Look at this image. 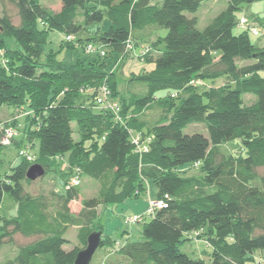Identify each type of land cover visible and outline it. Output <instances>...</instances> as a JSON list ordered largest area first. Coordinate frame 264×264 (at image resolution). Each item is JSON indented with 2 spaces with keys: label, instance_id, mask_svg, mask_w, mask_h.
Wrapping results in <instances>:
<instances>
[{
  "label": "trees",
  "instance_id": "obj_1",
  "mask_svg": "<svg viewBox=\"0 0 264 264\" xmlns=\"http://www.w3.org/2000/svg\"><path fill=\"white\" fill-rule=\"evenodd\" d=\"M52 1L59 7L50 14L40 0H1L0 36L13 39L16 47L8 58L0 51V107L25 111L20 132L19 116L8 126L21 133L18 143L24 147L36 143L37 156L21 159L5 179L0 174V220L14 210L2 238L18 234L31 240L0 264H74L94 232L101 238L89 264H245L255 251H264V174L259 173L264 169V44L252 43L251 34L239 27L242 16L235 17L241 5L264 0H227L226 9L203 30L187 14L207 0ZM6 5L13 6L16 22ZM104 19L107 30L98 28L75 42L81 28ZM52 30L73 37L72 44L64 39L67 47L91 45L105 55L84 52L86 59L65 65L43 54ZM161 30L167 31L164 37ZM132 49L153 69L132 76L122 97L120 64L114 63L128 59ZM219 78L224 86L197 89L198 83ZM102 87L119 106L116 115L97 105ZM135 87L140 93L132 91ZM160 90L172 93L155 99ZM245 94L254 97L250 105L243 104ZM152 109H158L155 121L145 118ZM72 124L82 136L77 143ZM192 124H204L207 137L186 134ZM233 141L239 152L225 155L220 146ZM38 157L61 158L66 177L60 201L24 190L26 172ZM186 166L201 168V175L178 177L175 171ZM76 176L79 185L67 188ZM82 178L98 183L96 197L83 200ZM148 181L166 207L130 225H141L140 241L117 244L102 257L97 251L115 242L104 238L95 213L87 220L82 211L71 212L70 204L82 199L86 212L120 205L137 199ZM69 228L75 229L77 245L65 251ZM199 238L211 247L209 263L182 252L185 243Z\"/></svg>",
  "mask_w": 264,
  "mask_h": 264
},
{
  "label": "rangeland",
  "instance_id": "obj_2",
  "mask_svg": "<svg viewBox=\"0 0 264 264\" xmlns=\"http://www.w3.org/2000/svg\"><path fill=\"white\" fill-rule=\"evenodd\" d=\"M41 5H44V7L47 9V12L52 14L53 12H56L58 10V3H55L52 0H40ZM4 5L1 3L0 0V16L2 14V10ZM227 7V0H207L204 1L196 13L194 14H187L188 17H195L197 19V29L203 30L207 24L216 17L219 13L224 11ZM5 8L14 16L13 19L16 22L17 17L15 16V10L13 6L6 5ZM241 16H244L248 21L250 25H254L258 30L260 35L259 36H249L252 43H254L257 46H261L264 43V1L262 2H255L253 4L249 5H241L239 7V10L235 12V17L239 18ZM80 22V21H79ZM108 20L104 19L102 23L100 24H91L87 27L81 28V30L74 35L75 42L79 39H84L85 37L92 35L94 31H96L98 28H100L102 31L107 30L108 28ZM240 28L237 27L234 30V33H239ZM166 30H161L159 32V36L164 37L166 35ZM65 33L59 32V31H49L47 34L46 43L43 47V54L49 55L53 54L55 58L62 62L65 65H72L76 63L78 60H84L86 59V55L84 54L85 48L81 49L80 47H77V45H72L74 48L67 47L64 45V39ZM13 39H8L6 37L0 36V51L4 55L5 58H8L7 54L10 49L15 48L16 46L13 43ZM69 44H72L73 41L67 42ZM137 50L132 49L127 53L128 59L124 60L120 63V61H116L114 63V66H120L118 67L119 70L117 72V87L118 92L122 97H126L128 94V81L131 79L132 76H137L138 74H141L143 72H148L151 69H153V65L147 64V63H141L138 61L129 60L131 56H135ZM138 54V53H137ZM138 60V59H137ZM122 65V66H121ZM225 81H223V78L215 79V80H205L203 81V85L198 83L199 86L197 89L204 90L206 88H218L220 86H224ZM135 93H140L139 87H135L132 89ZM172 91L170 90H160L156 92L155 99H160L165 97L167 94H171ZM242 100L244 105H250L254 101V97L251 94H245L242 95ZM184 96H182L180 99H183ZM180 99H175V104L178 105L180 103ZM25 114V111L20 108L19 111H14L13 108L7 107V106H1L0 107V143L4 146H2L1 153H0V174L3 179H5L7 176L10 175V172L13 168H15L19 161L21 159H24L26 161H29L27 158H34V156H37V145L36 143L32 142L31 148L24 147L22 144L18 143V140H20L21 133L18 135H14L13 133H17L16 129L20 132L22 124L24 123L25 119L24 117L21 118ZM158 109L157 110H150L147 112L146 117L151 121H155L157 118ZM18 118L17 120V128L13 129L8 126V123L13 121L15 117ZM16 123V121H13V123ZM4 126V127H3ZM4 128V129H3ZM72 137L74 142H79L82 138V136L77 132L75 128V124H72ZM184 132L186 134H192V133H201L204 136L207 137V130L206 126L204 124H192L189 125ZM33 138H30V140ZM13 140L17 143L15 146L13 143ZM239 145L238 141H233L229 143L222 144L220 146V150L225 155H237L239 152V149L237 148ZM22 149L24 154L18 153L19 150ZM64 161V160H63ZM40 165L43 169H45V174L42 178L36 179L35 181H24L22 184L24 190L28 193L29 196L37 197V196H46V197H52L57 196V194L61 195L64 193V182L63 177H66V174L62 175V168L59 164H62L61 158H56L55 160L51 161H45L44 159H40L39 157L36 160V163ZM33 164V165H34ZM32 166V165H31ZM30 167V166H29ZM201 168L195 169L194 167H183L181 170L175 171V174L178 177L182 178H189V177H199L201 175ZM260 174H264V169H260ZM69 178L73 177L72 174L69 173ZM81 191L83 200H87L93 197H96V191L98 189V183L95 180L88 179V178H82L81 179ZM151 193V196H155V188L151 181H148L145 183V191L140 194V198H146L148 196V193ZM58 197V196H57ZM59 201L62 199L61 197H58ZM83 200L79 199L77 202H72L70 204V210L74 214H77L78 211H82L84 217L88 220L89 218H92V213H97L98 211H92V212H86L84 211L85 208L83 206ZM155 200V199H154ZM104 207V206H103ZM116 207H111V217L113 213L115 214L114 218H106L103 214V224L105 226L104 228V234L106 233V229L111 231V238L115 239L117 236H120L121 232L124 229H131L132 237L130 238L131 242L140 241L141 235V225H134V226H124L125 224L123 221L129 217H131L128 214H116L115 213ZM98 210V207L96 208ZM147 210V209H146ZM79 212V213H80ZM113 212V213H112ZM146 212V211H145ZM78 213V214H79ZM14 215V210L7 213L3 218L0 220V263H3L5 261L11 260L14 258V256L17 253V249L29 241H31L29 238L23 237L21 235H12L11 237H3V225L6 222V219H9L11 216ZM128 215V216H126ZM145 215V213H144ZM143 215V216H144ZM133 216V215H132ZM141 216V215H139ZM142 216V218H143ZM108 221V222H107ZM116 227L115 229H111L110 226ZM76 232L75 229L69 228L68 231L65 234V238L68 240V244L64 245L63 249L65 251L71 250L75 245H77L76 241ZM204 235L202 236V238ZM121 239V238H120ZM100 251L98 250L97 253ZM182 252L185 253L189 258L194 260H202L205 263L210 262V256H211V247L200 238L198 240H192L183 246ZM94 264V261H92ZM245 264H264V251H255L252 255L248 256V259Z\"/></svg>",
  "mask_w": 264,
  "mask_h": 264
},
{
  "label": "crops",
  "instance_id": "obj_3",
  "mask_svg": "<svg viewBox=\"0 0 264 264\" xmlns=\"http://www.w3.org/2000/svg\"><path fill=\"white\" fill-rule=\"evenodd\" d=\"M57 3V2H55ZM58 7H59V4H58ZM264 44V43H263ZM262 44V45H263ZM261 45V46H262ZM136 53H135V56H131L129 58V60H133V61H138L137 60V57H138V54L139 53V49H136ZM127 60V59H126ZM139 62V61H138ZM150 65H153V63H150ZM152 70V69H151ZM150 70V71H151ZM148 71V72H150ZM143 73H146V72H143ZM142 74V73H141ZM140 75V74H138ZM136 76V75H135ZM142 194V193H141ZM140 198V195L137 199H133V200H128L126 202H124L123 204H120V205H112V206H108V207H103V206H99L98 207V210L97 209H93L91 211H98L96 213V218L98 219L97 222H99L100 226L102 227V234L103 236H105L104 238L107 239V238H111V231L108 229H106V233L104 234V224H103V220H102V216L103 214L105 215V219L106 218H109V215H110V218H114L115 217V214L113 213L112 217H111V214H110V211H111V207H116L115 208V213L116 214H128L130 216L132 215H144L147 207H148V203L152 200H154L156 198V191H155V196L152 197L151 196V193L149 192L148 193V196H146V198H142V199H139ZM77 202V201H76ZM89 211V210H88ZM80 211H78L79 213ZM77 213V214H78ZM126 215V216H128ZM108 222V221H107ZM111 229H115L116 227H113L111 225H109ZM126 227V226H125ZM132 230L129 229H124L120 236H117L115 239L111 238L114 242H115V245H113V247L111 249H104V250H101L100 251V254L102 255V257L106 256L108 251H112V252H115L117 250V244L118 245H122L126 242H131L130 241V238L132 237V234H131ZM121 238V239H120ZM100 255V256H101Z\"/></svg>",
  "mask_w": 264,
  "mask_h": 264
},
{
  "label": "built area",
  "instance_id": "obj_4",
  "mask_svg": "<svg viewBox=\"0 0 264 264\" xmlns=\"http://www.w3.org/2000/svg\"><path fill=\"white\" fill-rule=\"evenodd\" d=\"M238 24H239V27L241 29L248 31L251 35H253V36H259L260 35L259 30L254 25H250L248 20L244 16H242L239 19ZM65 41L66 42L73 41V37L66 36ZM96 52H98L101 57H103L105 55L104 51H102V50L96 51V48H94L91 45H88L85 47V53H87V54H94ZM109 96H110V93H109L108 89L106 87H102L100 89L99 95L96 97V103L99 107H101L103 109H107L116 115L119 112V106L116 103H114L110 99ZM13 134L16 135L15 133H13ZM135 142L138 143L137 140H135ZM143 150H145V149H143ZM20 154L23 155L24 152L21 151ZM27 159L29 161L32 160V158H30V157ZM78 185H79V179L76 176V177L71 179V183L67 188H69L70 186H78ZM164 207H166V202L163 199L152 200L148 203V207H147V210H146L144 216L149 217V216L153 215L156 212V210H159V209L164 208ZM142 216L143 215H141V216L133 215V216L127 218L124 221L125 226H130L131 224L139 223L142 219Z\"/></svg>",
  "mask_w": 264,
  "mask_h": 264
},
{
  "label": "water",
  "instance_id": "obj_5",
  "mask_svg": "<svg viewBox=\"0 0 264 264\" xmlns=\"http://www.w3.org/2000/svg\"><path fill=\"white\" fill-rule=\"evenodd\" d=\"M44 174V169L40 165L34 164L28 168L25 176L27 180L35 181L36 179L42 178ZM100 238V232H94L90 234L87 238V245L85 249L78 252L74 264H89L92 256L99 247Z\"/></svg>",
  "mask_w": 264,
  "mask_h": 264
}]
</instances>
